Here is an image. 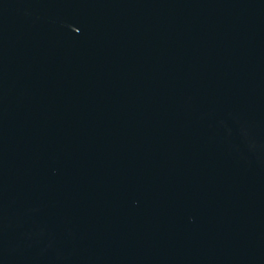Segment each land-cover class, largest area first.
Listing matches in <instances>:
<instances>
[{
    "label": "water",
    "instance_id": "95a60500",
    "mask_svg": "<svg viewBox=\"0 0 264 264\" xmlns=\"http://www.w3.org/2000/svg\"><path fill=\"white\" fill-rule=\"evenodd\" d=\"M0 264H264V0H0Z\"/></svg>",
    "mask_w": 264,
    "mask_h": 264
}]
</instances>
